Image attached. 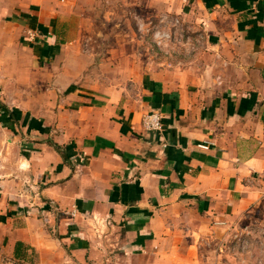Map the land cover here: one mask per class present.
Masks as SVG:
<instances>
[{"label":"crops","instance_id":"0c3cea01","mask_svg":"<svg viewBox=\"0 0 264 264\" xmlns=\"http://www.w3.org/2000/svg\"><path fill=\"white\" fill-rule=\"evenodd\" d=\"M0 264H264V0H0Z\"/></svg>","mask_w":264,"mask_h":264},{"label":"rangeland","instance_id":"374dc122","mask_svg":"<svg viewBox=\"0 0 264 264\" xmlns=\"http://www.w3.org/2000/svg\"><path fill=\"white\" fill-rule=\"evenodd\" d=\"M122 17L123 19H120V22L123 23L126 22V20L130 21L134 29V38L136 40H142V42L147 45L149 53L152 55L164 53L170 56L174 52L173 50H175L172 46L176 43L177 45L182 43V32H178V24L174 21L175 19L173 17H169L165 20L164 16H151L146 22H143L135 11ZM158 32H161L164 37H159ZM178 39L180 43H178ZM161 41L164 42V44H162Z\"/></svg>","mask_w":264,"mask_h":264},{"label":"built area","instance_id":"2783aa9c","mask_svg":"<svg viewBox=\"0 0 264 264\" xmlns=\"http://www.w3.org/2000/svg\"><path fill=\"white\" fill-rule=\"evenodd\" d=\"M144 123L148 130H161L163 127L161 116L157 112L147 114Z\"/></svg>","mask_w":264,"mask_h":264},{"label":"trees","instance_id":"16d2710c","mask_svg":"<svg viewBox=\"0 0 264 264\" xmlns=\"http://www.w3.org/2000/svg\"><path fill=\"white\" fill-rule=\"evenodd\" d=\"M55 146L57 147V149H58L60 152H62V153H63V156H65V157H66V155L64 154V152H63L62 148H61L60 146H58V145H55Z\"/></svg>","mask_w":264,"mask_h":264}]
</instances>
